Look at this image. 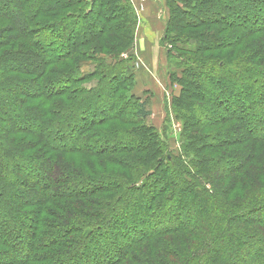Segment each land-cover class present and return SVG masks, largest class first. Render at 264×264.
Here are the masks:
<instances>
[{
  "label": "trees",
  "instance_id": "obj_1",
  "mask_svg": "<svg viewBox=\"0 0 264 264\" xmlns=\"http://www.w3.org/2000/svg\"><path fill=\"white\" fill-rule=\"evenodd\" d=\"M221 1L167 0L184 152L221 147L192 168L130 94L133 58L120 55L134 44L131 7L0 0V191L13 196L0 195V264H235L225 245L245 252L256 235L264 245V219L249 217L264 216V110H252L264 108V0ZM190 200L193 217L177 212ZM172 202L183 221L155 220ZM244 260L264 264V250Z\"/></svg>",
  "mask_w": 264,
  "mask_h": 264
},
{
  "label": "rangeland",
  "instance_id": "obj_2",
  "mask_svg": "<svg viewBox=\"0 0 264 264\" xmlns=\"http://www.w3.org/2000/svg\"><path fill=\"white\" fill-rule=\"evenodd\" d=\"M87 1V0H86ZM223 3V0L221 1V4ZM232 3L238 7L239 2L238 0H233ZM167 0H121L122 6L131 7L130 16L127 14L126 17V26L132 27L134 31V44L131 47V49L127 52H124L121 56V58L126 59L128 57H132V62L130 66H133V75H134V84L132 88L130 89V94L132 96L139 99L141 102H145L146 106L150 109L151 115L148 118L146 125L153 127L161 136L162 141L166 144V147L169 148V152L171 155L179 159L182 162H188L187 158L196 157L198 159L207 158L208 155H217L213 154V151H215L218 154H221L220 148L217 149H210L203 151L202 149H198V151L191 152L188 154H185L184 152V146H183V137L185 134H187V131L189 129L185 130V132L182 130L183 125V117L181 119V116L178 118H175V115L172 111V99L176 97V95H179V87L177 83L173 81V78L170 76L174 73H177V78H180L182 69H177V63L180 62L178 59L177 61L172 60L173 53L171 56H169V47L168 44L164 43L163 40V34L165 31V26L168 23V19L170 17V11L169 7L167 6ZM119 18V17H118ZM134 18V19H133ZM129 21V22H127ZM129 23V24H128ZM177 62V63H176ZM88 63V62H84ZM91 70V66L86 65L83 66L82 72L87 73ZM175 75V74H174ZM212 95H217L216 92H211ZM220 93H218L217 96H219ZM3 99L7 98L6 95L1 96ZM193 103V102H192ZM100 107L105 106V101L102 100L98 102ZM197 107L195 105H192L190 107L191 110H195ZM91 106L87 107V113L90 112ZM183 114H185L184 108H181ZM257 114H261L264 108H261V106L256 105L255 108L252 109ZM188 114V113H186ZM185 114V115H186ZM77 117L74 118L75 124H77V120L80 115L76 114ZM75 115V116H76ZM18 118L23 119L25 115L23 113L17 115ZM83 116V115H82ZM184 116V115H183ZM190 118V116H187ZM192 117V116H191ZM194 119V118H193ZM186 121V119H184ZM199 128H191V131L196 133V137H200V133H198ZM190 131V132H191ZM184 135V136H183ZM207 135V134H205ZM204 133H202V136H205ZM196 140V139H195ZM197 142V140H196ZM197 146L200 144V142H197ZM185 154V155H184ZM181 158V159H180ZM207 160L202 161V166L205 168L204 174L207 172ZM263 164V161H262ZM193 164L191 167L193 168ZM189 166V168L191 169ZM211 168V166H208ZM189 170V169H188ZM217 170L216 168L211 169L210 171ZM190 171V170H189ZM262 170H259L258 168L254 167L251 168V173L256 176V182L258 183V177L262 173ZM215 172V171H214ZM34 175L40 174L42 176L44 172H36L33 173ZM205 175L212 176L209 172H207ZM7 182L4 183L6 185ZM8 185V184H7ZM236 192H234L235 194ZM0 195H4V197L7 199L9 203H11L13 200L12 191L9 190H1ZM0 198L2 199L3 197ZM176 202H172L171 204H164L163 207H161V210L159 211V214L155 218V220L163 221V224L165 225H173L179 224L183 220L180 218V214H185L189 217H193L195 215L194 210L197 208L198 204L195 202L192 203V200L190 202L187 201V203L179 204L181 205L179 208L180 210L177 211L180 214H178L176 211H174L173 208H171L173 205L176 207ZM178 205V206H179ZM177 206V208H178ZM172 210V211H171ZM134 212V209L129 208L127 216L131 215V213ZM243 214V213H242ZM249 217H253V219H264V216L261 213H255L254 215H249ZM148 226H153L155 222H147ZM138 228H142L139 224V222L136 223ZM144 226V225H143ZM156 226V225H154ZM169 227V226H168ZM120 229L126 230L124 226L120 224ZM127 234H129L128 231H126ZM237 232L228 230L227 235L228 236H236ZM20 236V235H19ZM21 240V239H20ZM248 242V241H246ZM123 242L121 240V244H119V247L121 248L123 246ZM105 245L102 244L100 246V249H103ZM118 247V248H119ZM264 250V245L260 242V236L256 235L254 238H252L251 241L246 244L245 252H239L236 254L237 250L234 246L225 245V249H221L227 253V259L228 262L235 263V264H245L246 262L244 260V257H247L248 254L252 251L261 252ZM24 251H22L17 257L20 258L24 255ZM6 258H4L3 261H5ZM202 259V258H201ZM92 263V262H90Z\"/></svg>",
  "mask_w": 264,
  "mask_h": 264
}]
</instances>
